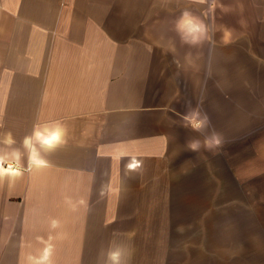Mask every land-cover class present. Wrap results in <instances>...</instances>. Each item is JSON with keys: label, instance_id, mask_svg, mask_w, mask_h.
<instances>
[{"label": "crops", "instance_id": "0c3cea01", "mask_svg": "<svg viewBox=\"0 0 264 264\" xmlns=\"http://www.w3.org/2000/svg\"><path fill=\"white\" fill-rule=\"evenodd\" d=\"M131 2L0 0V152L22 153L19 161L0 163L21 173L0 182V264L38 254L44 247L38 238L55 234L53 218L68 234L56 243L55 264H98L113 232L132 247L131 264H160L169 244L163 218L178 210L175 202L196 200L184 197V188L206 195L204 179L175 181L174 166L187 161L189 140L203 141L212 130L223 140L214 150L222 170L250 158L252 169L264 170V0H216L214 9L212 0H156L139 8L144 21L136 20ZM185 8L200 16L207 10L214 27L212 41L199 47L180 40L187 48L178 50L183 58L191 52L193 64L178 66L179 56L142 42L144 11L177 19ZM219 14L227 21H216ZM176 19L168 27L173 41L180 39ZM222 27L233 30L231 43L223 42ZM196 107L209 118L203 133L183 126L182 116ZM55 121L67 126L68 143L45 154L47 167L30 169L25 138ZM6 133L12 145L3 144ZM66 195L84 204L71 212ZM116 203H128L123 211L137 208L138 221L117 225Z\"/></svg>", "mask_w": 264, "mask_h": 264}, {"label": "rangeland", "instance_id": "374dc122", "mask_svg": "<svg viewBox=\"0 0 264 264\" xmlns=\"http://www.w3.org/2000/svg\"><path fill=\"white\" fill-rule=\"evenodd\" d=\"M155 1L132 0L131 5L135 7L132 9L133 14H136L144 3L147 5L144 7L150 8ZM146 10L144 15L147 14L148 19L143 29L145 28L147 32L142 36V42L151 49H160L162 46L164 49L169 40L175 41L169 35L168 27L170 22L176 19V15L167 11L162 13L159 10L157 12L152 9ZM139 13L140 11L136 20L144 21V17ZM220 15H217L216 21H227V16L222 15L220 19ZM79 21L89 19L82 17ZM175 42L176 52L170 54L179 56L176 60L183 64L185 59L182 56L185 54L178 49L187 46H181L180 39ZM173 86L179 91L177 83ZM204 149L202 146L198 152L191 151L186 154L187 161L174 164L175 181L204 179L205 185L202 189L206 190V195L205 198H199L197 195L200 194L192 191L195 186L184 188L187 191L184 197L196 200L175 202L178 210L174 211L172 216L168 212L166 218H163L169 244L167 243L164 249L160 264H246L242 258L247 254H259L264 258V170L252 169L250 158L233 165L225 172L221 169V155L216 151V154H213ZM206 165H209L211 170L207 169ZM197 168L202 171L198 172ZM21 172L26 173L24 169H21ZM200 173L203 178L200 177ZM226 180L228 188L225 190ZM210 184L212 186H209ZM207 191L211 192L210 196L207 195ZM136 204L131 203V206ZM128 206V203H116L117 225L132 226L135 220L138 221V217L134 216L135 213L139 214L137 208L122 210ZM145 220L147 224H151L155 219L149 215Z\"/></svg>", "mask_w": 264, "mask_h": 264}, {"label": "clouds", "instance_id": "9594fccd", "mask_svg": "<svg viewBox=\"0 0 264 264\" xmlns=\"http://www.w3.org/2000/svg\"><path fill=\"white\" fill-rule=\"evenodd\" d=\"M198 4H207L209 0H194ZM216 7V0H212L210 8ZM223 12L228 13L232 9L229 6L220 5ZM208 17V11L200 15H196L188 8L181 11L179 17L175 21V32L179 36L183 44L192 48H196L204 44L205 42L212 41L213 24L206 23ZM241 24L244 21H240ZM222 40L225 44L231 43L233 40V30L222 27ZM163 47V46H162ZM165 52H171L175 54L176 48L174 42L168 41L167 47H164ZM185 62L188 65L193 64L192 53L189 52L185 56ZM178 66H180L179 60H175ZM183 126L190 128L197 133H203L210 127L208 116L203 113L199 107L190 108L183 116ZM69 130L62 122L55 121L51 124L37 125L33 134L30 137H26L24 146L28 152V164L30 169H43L48 166V161L45 158L46 153H52L59 148L65 146L68 143ZM3 144L12 145L14 139L11 133L4 134ZM38 145L39 147H36ZM223 140L220 134L215 130H212L209 135H206L203 141L199 139L189 140L186 144L188 150L193 152L200 151L203 146L206 150L215 153V149L221 148ZM22 157V153L19 150H15L10 154L0 152V163L7 165L10 162L19 161ZM136 168L137 165H133ZM21 173H12L6 170L5 167H0V182L5 179H13ZM103 193H101L102 195ZM64 203L71 212H76L80 205L84 204L83 200L74 201L71 196L64 197ZM50 229L55 233L49 235L46 241L38 238L44 247L36 255H29L26 261H22V264H55L53 255L55 252L56 243L67 239L68 234L61 230V222L58 219H51L49 222ZM131 234H129L130 238ZM133 255V249L129 245L123 235L119 232H113L112 239L109 241L106 249H102L98 258V264H131V258Z\"/></svg>", "mask_w": 264, "mask_h": 264}]
</instances>
